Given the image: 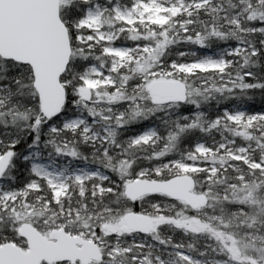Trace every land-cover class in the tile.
I'll return each instance as SVG.
<instances>
[{"label": "snow or ice", "instance_id": "6c2138e0", "mask_svg": "<svg viewBox=\"0 0 264 264\" xmlns=\"http://www.w3.org/2000/svg\"><path fill=\"white\" fill-rule=\"evenodd\" d=\"M0 264H264V0H0Z\"/></svg>", "mask_w": 264, "mask_h": 264}]
</instances>
